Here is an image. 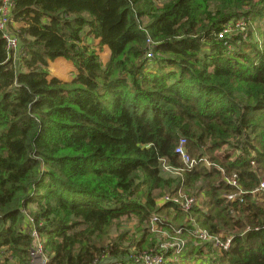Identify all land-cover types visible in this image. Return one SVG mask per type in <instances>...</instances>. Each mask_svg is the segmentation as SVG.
Returning <instances> with one entry per match:
<instances>
[{"label":"trees","instance_id":"1","mask_svg":"<svg viewBox=\"0 0 264 264\" xmlns=\"http://www.w3.org/2000/svg\"><path fill=\"white\" fill-rule=\"evenodd\" d=\"M10 20L14 51L0 33V264H30L22 208L47 264L168 254L134 236L111 240L108 228L132 215L144 235L153 211L178 216L183 208L157 206L154 191L179 186L205 195L187 208L194 222L227 232L223 264H264V186L251 192L264 185V0H12ZM56 57L71 65L67 79L50 75ZM180 137L213 165H182ZM162 162L180 174L161 175ZM215 162L235 173L243 200L226 198L238 187Z\"/></svg>","mask_w":264,"mask_h":264},{"label":"rangeland","instance_id":"2","mask_svg":"<svg viewBox=\"0 0 264 264\" xmlns=\"http://www.w3.org/2000/svg\"><path fill=\"white\" fill-rule=\"evenodd\" d=\"M229 30L230 29H228V31ZM103 55L105 54L103 53ZM47 69L50 75L57 76L60 79H65L69 77L72 71L71 65L69 64L66 66V62L62 60V58L60 57L51 60L49 62ZM192 157L194 159L197 158L195 156H192ZM198 161H200L203 165H205V167H209L213 165L214 163V161L209 160L205 156L198 157ZM168 165L170 164H166L165 162L161 163V169H162L160 172L161 175L173 177V176H177L178 174H180L179 171H181V169H175ZM214 165H216L215 166L216 169H218L221 172V174L224 175L223 168L217 163ZM251 166L253 167V164H251ZM238 187L239 189H241L242 186L238 184ZM199 192L200 191H198L197 188H194V187L184 188V187L179 186L177 187L175 191H172V192L164 191L161 194H159L158 191H154L155 193L154 201L157 206H161L164 204V201L162 200V196L165 194L168 197H177L179 199H182L184 196H189V195H194L196 198H198L197 195H200L198 194ZM225 193H235V191H229ZM245 193L247 192L245 191ZM202 200L203 201L205 200V195L203 196ZM198 202L199 200H197V203ZM201 206H202V202H201ZM185 208L187 207H184L178 216H175L172 207L162 208L159 211H153L152 215L157 216V218L160 221H155L151 216L150 220L146 222L147 230L144 235L142 234V229H143L142 226H139L138 229H136V227L135 229H132V227L134 228L135 224L137 223V220L134 216L132 215L130 217L121 216L109 226L107 237H110L111 240H117L118 235H124V237L126 238V241L129 242V239L132 236H134L136 237V240L140 241L141 247H144V249L148 248L147 246L150 242H152L153 245L157 244L156 246L158 248H165L166 250L169 249V253L167 252L168 255L165 256L161 262H158L156 264H162L163 262H166V261L177 262V264L179 263L180 264H202V263H210V262L212 264H215V261H216L218 264H223L224 263L223 259L222 261L218 259L219 254H220L219 249L217 248V246L216 248L212 247L211 243L208 242V239L193 238L187 232L184 231L180 233V231L177 230V227H176L177 223H188V222L194 223L199 228L204 229L205 231L208 230L207 227L199 225L197 222H194L193 221L194 214L188 213L187 211L188 209H185ZM230 211H234V210L230 209ZM169 222L174 223V224H169ZM19 225L21 226L22 229L27 228L23 220H20ZM224 233H226L227 235V232H224ZM130 243H131V240H130ZM207 243L211 245V248L207 245ZM200 247L201 249L207 251V253L201 254V252H196V250L199 249ZM128 248L130 251L135 250V248L132 246H129ZM14 257L15 256H12V257L9 256L7 264H13V263L15 264L16 261L14 262L15 260ZM28 257H29V254H28ZM29 263H30V260H29Z\"/></svg>","mask_w":264,"mask_h":264},{"label":"built area","instance_id":"3","mask_svg":"<svg viewBox=\"0 0 264 264\" xmlns=\"http://www.w3.org/2000/svg\"><path fill=\"white\" fill-rule=\"evenodd\" d=\"M12 5V0H0V33L2 37L4 38L5 47L6 49L15 50L17 46V37L13 33L12 30V22L10 20V8ZM234 24L238 26L240 29L244 28L245 22L242 18H238L235 20ZM229 29V25L226 24L224 28H222L220 31L217 32V37H222L226 31ZM148 45L146 48V51L144 53L145 57H151L152 52L149 48V45L151 44L150 40L147 39ZM174 152L176 155L181 159L182 165H184L187 168H191L195 165V163L198 161V159H194L192 156H190L186 150L185 147V139L183 137L178 138L175 146H174ZM171 166V165H168ZM216 166V165H215ZM175 169H178L177 167H173ZM226 182L237 186L238 187V181L235 173H232L230 176L223 175ZM263 182L260 181L258 185L251 191L252 193H255L258 189H261L263 187ZM241 189H239L235 193H227L225 194L226 198L231 199L232 197L237 196L240 200H243V197L240 194ZM173 195V194H172ZM198 198H196L194 195L184 196L182 199H179L177 197H168L166 194L162 196V200L164 202L166 201H172L175 204L180 205L182 208L187 207L191 205L192 203H195L196 205H199L201 207V201L203 196L197 195ZM200 196V197H199ZM176 199V200H175ZM197 200L199 202L197 203ZM190 207V206H189ZM185 208V209H187ZM22 213L23 222H25L27 228L23 229L26 230L29 233V236L31 238V244L29 249V257H30V263L31 264H47L48 256L46 252L43 249V236L37 231L36 229V223L34 222V219H32V216L28 213L26 208L20 209ZM157 218V216L152 215V218ZM177 230L183 232L182 229L178 225H176ZM191 237L193 238H203L208 239V242L211 243L212 247L217 246L218 249H226L229 245V236L226 234H218L216 232H210L205 231L204 229L199 228L197 225H193L191 230H188L187 232ZM207 245L211 248V245L207 243ZM168 254L166 253H158L154 252L153 249L149 251H144V253L135 255V256H128L126 257L127 262L124 264H156L158 262H161L165 256ZM106 262V261H105ZM103 262L102 264H104ZM95 264H101L99 262H96ZM212 264V263H211ZM215 264H218L215 261Z\"/></svg>","mask_w":264,"mask_h":264},{"label":"crops","instance_id":"4","mask_svg":"<svg viewBox=\"0 0 264 264\" xmlns=\"http://www.w3.org/2000/svg\"><path fill=\"white\" fill-rule=\"evenodd\" d=\"M84 39H86V40H87L88 42H90V43H93V42H94V40H93L90 36H88V35H84ZM103 53H104L105 55H103ZM106 55H107L106 48L102 47V48L100 49V56H101L102 59H103V57L105 58ZM56 58H59V57H56ZM56 58H54V59H56ZM60 58H61V57H60ZM52 60H53V59H52ZM62 60H64V61L66 62V66L69 65L68 62H67L64 58H62ZM50 61H51V60L48 61V65H49V62H50ZM67 78H68V77H67ZM67 78H65V79H67Z\"/></svg>","mask_w":264,"mask_h":264}]
</instances>
